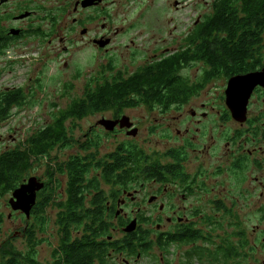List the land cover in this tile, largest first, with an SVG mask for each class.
I'll return each mask as SVG.
<instances>
[{"label": "flooded vegetation", "instance_id": "flooded-vegetation-1", "mask_svg": "<svg viewBox=\"0 0 264 264\" xmlns=\"http://www.w3.org/2000/svg\"><path fill=\"white\" fill-rule=\"evenodd\" d=\"M245 3V0H0V55L18 40L25 44L28 39L39 43L46 38L51 44L58 38L60 43L67 42L59 45L65 53L101 56L105 67L120 61L122 71L130 73L157 64L171 65L179 78L183 69L193 66L204 71L228 68L232 74L227 81L234 76L261 73V82L250 90L241 120L226 105L225 95L223 112L205 102L193 105L195 95L136 97L150 104L124 108L119 114L111 110L99 112L112 113L109 117L100 114V119L119 120L126 116L129 127L121 128L118 123L107 131L98 119L95 128L90 127L85 133V141L77 140L79 151L69 154L67 160L79 156L84 158V166L91 168L115 164L121 167L117 173H123L125 161L115 162V158H123L124 150L128 149L137 152L133 156L136 160L128 162L129 165L141 161L149 167L145 172L129 168L133 175L126 186L103 183L106 194L113 193L104 210L91 207L90 193L84 197L86 207L77 209L78 213L113 214L115 220L127 217L128 201L137 202L136 209L130 210L131 215H152L156 211L159 215L152 216H164V230L161 223H156L158 233L144 242L146 247L134 246L131 250L124 245L127 233L123 228L130 217L124 226L111 228L121 231L119 239L97 240L96 246L82 245L90 241H77L75 237L82 234L81 230H73L74 225L68 234L70 238H62L65 234L60 232L55 218L52 238L45 239L48 223L45 216L55 217L66 198L64 175L62 184L58 174L51 177L45 169L42 177L35 176L43 187L36 193L28 217L20 210H12L8 203L11 212L6 217L10 220L19 216L27 223L9 239L0 240V264H115L119 259L124 264H131V260L140 264L141 253L150 254L146 264H252L253 246L247 227L243 223L230 233L229 228L235 226L223 218L239 214L236 206L240 200L254 197L264 200V0L260 15H252L258 11L249 8L250 2L249 6ZM216 20H225L228 25L213 29L210 36L227 37L234 56L223 65L211 64L204 58L188 62L189 55H208L204 41L210 23ZM156 33L163 36L156 38ZM241 36L242 42L238 39ZM241 43L243 47H236ZM188 103L191 106L184 111ZM141 105L160 116L145 123L147 134L161 136L158 142L163 145L148 156L143 154L141 144L130 141L140 134V122L125 113ZM96 128L106 132L96 134L95 130H101ZM71 133V144L57 148H72ZM121 136L129 141L119 140L106 153L98 152L103 139L117 140ZM140 179L149 180L138 183ZM117 180L123 182L124 177ZM9 194L11 197L12 191ZM141 200H146L148 207ZM190 200L200 203L187 206ZM258 210L264 215V203ZM250 213L248 208L247 214ZM36 215H42L38 220L42 218L45 222L36 223ZM156 249L163 256H156ZM83 252L87 255L82 256Z\"/></svg>", "mask_w": 264, "mask_h": 264}, {"label": "rangeland", "instance_id": "rangeland-1", "mask_svg": "<svg viewBox=\"0 0 264 264\" xmlns=\"http://www.w3.org/2000/svg\"><path fill=\"white\" fill-rule=\"evenodd\" d=\"M117 13L119 12L117 11ZM155 15H158V13ZM61 36H63V33L60 32L59 37ZM160 36L163 35L156 33V38ZM53 40L54 42L51 44L48 43L46 38L40 40L39 43L35 40L28 39L24 44V41L18 40L12 43V47L6 53L0 55V91L19 88L24 93V102L19 106L11 108L6 114V119L0 120V151L16 147L37 129L49 124L53 120V117L61 114L74 101L83 98L85 85L91 77L98 78L105 71V76L104 74L102 76L109 78L114 72L122 71L123 69V64L120 61L112 64V67L103 66V59L101 56H96L95 54L73 55L71 53H65L60 49L59 45L67 44V42L63 41L60 43L58 38ZM122 72L130 73L126 71ZM180 76L190 86L198 87V91L192 94L195 95L192 101L193 105H199L201 102H205L213 105L220 112L224 111L225 105L222 97L225 95L226 77L215 76L213 77L214 79L204 80V70H198L195 66L183 69L180 72ZM190 106L191 103H188L183 110H188ZM125 113L130 115L135 121H139L141 125L140 134L135 140L130 141L141 144L145 156L151 154V151L161 150L163 145L161 142H158L161 136L147 134L148 130H144L146 128L145 123H152L153 120L151 118L153 116H160L153 115L150 109L143 105L137 108L127 109ZM100 114H104L106 117L112 115L108 111L106 113L98 112L90 114L80 119H74L72 122L69 119L66 125L67 129H69L68 134L72 132L71 135L73 134L72 136H74V145H71L72 148L54 147L50 155H43L41 163L33 165L29 176L42 177L49 161L51 163H54V161L60 163L67 160L69 154L78 152L79 150L76 146L78 143L77 140L80 142L85 141V133L88 132L90 127L95 128V122L100 119ZM96 129H101L95 130L96 134L98 133L99 135H101V132H106L102 128ZM91 136L96 137L95 134ZM119 140H123L124 142L129 141L126 136L118 137L117 140H113L110 137L107 141L103 139L102 143L98 146V152L101 154L106 153ZM61 175L59 174L58 176L63 184V177ZM148 180L140 179L138 183ZM147 184L148 186L150 185V183ZM9 197V193L0 197V213L1 215L2 213L4 214L2 216L0 215L3 218V221L1 220L0 240L6 239L7 237L9 239V236H12L27 223V220L19 216H12L10 220L6 217L7 213L11 212L8 206ZM136 203L128 201V207L125 209L128 215L123 218L125 221H128L129 217L131 220L133 218L139 219L141 231H147V239L150 240L153 234L158 233L155 228L156 223H161V230H164V216H152L154 214L159 215L156 211H153L152 213L154 214L152 215L147 214L151 213L148 211H146L147 215H131L130 210L136 209ZM140 203H143L144 207H148L146 200L144 202L141 200ZM195 203L200 202L190 200L187 206ZM261 203L263 204L264 200H258L256 197L246 201L240 200L236 206L238 215L223 216L230 226H235L229 228L228 231L230 233H234L238 229V226L243 223L245 224L244 227H247L246 231L250 235L251 245L253 246L252 264H261L260 262L264 257V241L262 240L264 238V215H261L258 210ZM248 208H251L250 214H247ZM45 217L48 221L45 239L48 240V238H52V231L55 230L53 224L55 217ZM113 224L117 227L122 226L119 219H114ZM14 226L20 227L14 229ZM254 229H256L255 232ZM110 234L113 238L119 239L121 237L120 230L110 231ZM149 255L148 253H141L142 259L140 264H146ZM155 255L163 256V253L161 250L156 249ZM130 263L135 264V262L132 263V260ZM115 264L124 263L119 259V262Z\"/></svg>", "mask_w": 264, "mask_h": 264}, {"label": "trees", "instance_id": "trees-1", "mask_svg": "<svg viewBox=\"0 0 264 264\" xmlns=\"http://www.w3.org/2000/svg\"><path fill=\"white\" fill-rule=\"evenodd\" d=\"M245 1V6H249L248 2H250L249 8L258 11L255 14L253 12L252 15H260L261 0ZM227 25L228 22L225 20H216L210 23L208 35L204 41L208 49V55H189L187 61L204 58L206 61L209 60L208 62L211 64H227L231 57L234 56V51L229 47L228 38L210 36L213 29H224ZM252 38L254 37L252 36ZM238 39L242 42L244 37L241 36ZM236 47L241 48L243 44H238ZM216 50L217 52H215ZM235 53L237 55L242 54L241 52ZM104 72L102 74L105 76ZM102 74L98 78L91 77L85 85L83 98L74 101L61 114L53 117L49 124L37 129L16 147L0 151V197L17 188L29 176L33 165H38L42 162L43 155H50L54 147H64L71 144L68 131L66 132V122L69 119L72 122L74 119H80L106 110H112L114 114H119L124 108L150 104L147 101L136 99V97H172L184 94L189 97L198 91V87L190 86L183 78H179L177 70L167 64H157L133 73L117 71L109 78L102 76ZM231 74L232 72L228 68L205 70L204 80H210L215 76L227 78ZM23 102L24 93L22 89L13 88L0 91V120L6 119L8 111ZM136 154L135 150L127 149L124 150L123 158H115V162L125 161L122 166L123 173H117L121 167H117L115 164L107 163L103 166H92V168L84 166V158L81 159L79 156L70 157L66 162H48L46 174L51 177L56 176V174H62L65 177L64 191L66 198L59 205V212L55 215V223L61 226L60 232L65 234L62 238H70L68 234L72 229L71 226L74 225L76 228H73V230H81L82 234V236L75 237V239L82 242L90 241V244H82L84 246L91 244H93L91 246H96L98 245V243H95L97 240L112 239L110 231L114 227L113 221L115 217L113 214H104V212L93 214L78 213L77 209L86 207L84 205V197L86 193H90L92 195L90 200L91 207L104 210L106 201H109L113 193L107 195L103 188V183H120L122 186H126L128 178L133 175L129 168L135 167L136 171L143 170L144 172L149 170V167L146 164L143 165L141 161L134 166L128 164V162L136 160L133 157ZM93 156L94 153L92 152V160H94ZM92 169L94 172H91ZM119 177H124L123 182L117 180ZM40 216L43 218L42 215L35 216L36 223L45 222L42 218L38 220ZM117 219L120 220L122 226L128 222L123 217H118ZM139 221L137 219L136 230L124 236V245L130 247L131 250H133L132 247L134 246L146 247L144 242L148 241L147 231H141ZM136 242L140 244L136 245ZM133 254H135V251ZM81 255L85 256L87 254L83 252Z\"/></svg>", "mask_w": 264, "mask_h": 264}, {"label": "water", "instance_id": "water-1", "mask_svg": "<svg viewBox=\"0 0 264 264\" xmlns=\"http://www.w3.org/2000/svg\"><path fill=\"white\" fill-rule=\"evenodd\" d=\"M261 73H253L246 75H239L230 78L227 81L225 89V103L228 108L237 113V119L241 120L245 111L246 100L249 96L250 90L257 83L261 82ZM128 118L122 116L119 120H110L106 118H101L98 123L102 125L107 131H112L114 127L119 123L120 127H129L126 124ZM130 134H134L129 132ZM43 187V183L35 176H30L26 182L20 184L17 188L12 191V195L8 201L12 210H20L27 217L30 214V209L35 204L36 193ZM137 220L133 218L130 222L123 228L125 233L133 232L136 229ZM264 264V259L262 261Z\"/></svg>", "mask_w": 264, "mask_h": 264}]
</instances>
